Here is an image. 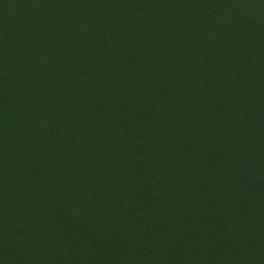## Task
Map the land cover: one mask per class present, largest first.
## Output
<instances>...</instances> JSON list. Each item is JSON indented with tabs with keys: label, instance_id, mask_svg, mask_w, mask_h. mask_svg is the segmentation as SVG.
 Wrapping results in <instances>:
<instances>
[{
	"label": "trees",
	"instance_id": "trees-1",
	"mask_svg": "<svg viewBox=\"0 0 264 264\" xmlns=\"http://www.w3.org/2000/svg\"><path fill=\"white\" fill-rule=\"evenodd\" d=\"M0 264H264V0H0Z\"/></svg>",
	"mask_w": 264,
	"mask_h": 264
}]
</instances>
